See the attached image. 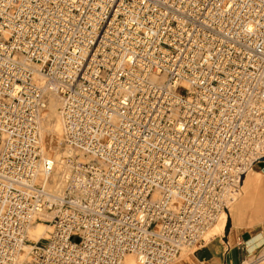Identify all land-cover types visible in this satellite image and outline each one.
Instances as JSON below:
<instances>
[{
  "label": "built area",
  "instance_id": "2783aa9c",
  "mask_svg": "<svg viewBox=\"0 0 264 264\" xmlns=\"http://www.w3.org/2000/svg\"><path fill=\"white\" fill-rule=\"evenodd\" d=\"M52 94L60 161L41 136ZM257 163L264 0H0V264H168Z\"/></svg>",
  "mask_w": 264,
  "mask_h": 264
},
{
  "label": "crops",
  "instance_id": "0c3cea01",
  "mask_svg": "<svg viewBox=\"0 0 264 264\" xmlns=\"http://www.w3.org/2000/svg\"><path fill=\"white\" fill-rule=\"evenodd\" d=\"M262 166L253 169L262 171ZM224 213L221 225L212 226L211 235L184 264H264V181L253 191L240 184Z\"/></svg>",
  "mask_w": 264,
  "mask_h": 264
},
{
  "label": "rangeland",
  "instance_id": "374dc122",
  "mask_svg": "<svg viewBox=\"0 0 264 264\" xmlns=\"http://www.w3.org/2000/svg\"><path fill=\"white\" fill-rule=\"evenodd\" d=\"M51 110H52V107L47 112V114H49V118L47 120L45 118L46 122H45V126H44V129H45V132H44V137H45L44 138V144H45V147H46L48 152L53 153V155L59 157V154H60V156L64 155V144L62 143V141H63L62 127L60 128V131L56 135L54 134V130L53 129L57 126V124L61 121V119L59 117L58 108L54 109L53 111H51ZM260 164L263 165L262 166V169H263L264 163H260ZM248 178H249V180H248ZM262 181H264V170L256 171V170L252 169V170H250L247 173V176L245 175L244 179L241 181L240 184L244 185L245 188L248 189V191H253L254 188L256 187V185L259 182H262ZM224 215H225V213H222V215L219 217V219L215 223V226L218 227V225H221V222H222V220L224 218ZM46 216H50L51 217V215H46ZM37 220H38V222H44V223L50 225V223L45 222L44 219H37ZM263 220H264V216H263V219L261 221H263ZM253 221H255V220L253 219ZM255 222H258V221H255ZM50 229H51L50 227L47 228L46 232L43 234L42 237H47L48 236V232L50 231ZM212 229H213V227L209 231L210 235L212 233ZM38 239H35V240H38ZM198 250H199L198 246L185 247V248H183L181 254L178 257H176L174 259V261H172V263H170V264H184V259H186L189 255H191V257H192L193 254H195ZM129 258H131L130 259L131 261L135 260L133 257H128V259ZM196 262L197 261H195V262H193L191 264H196Z\"/></svg>",
  "mask_w": 264,
  "mask_h": 264
},
{
  "label": "bare ground",
  "instance_id": "6f19581e",
  "mask_svg": "<svg viewBox=\"0 0 264 264\" xmlns=\"http://www.w3.org/2000/svg\"><path fill=\"white\" fill-rule=\"evenodd\" d=\"M60 105H61V99H60L59 96H57L55 94H52V95L49 96V102H48L46 108L41 112V136H42L43 141H44V138H45L44 137V132H45L44 126H45V122L49 118V114H47V112L51 109V107H52V110L51 111H53L54 109H57L58 108L59 117L61 119V121L53 129L54 130V134L55 135L58 134V132L60 131V128L61 127H62V135L64 133L62 116H61V113L59 111ZM45 118H46V120H45ZM64 155H61L60 156V154H59V157H57L55 155H54V157H55V159L57 161H60L61 159H65V157L67 155L66 150H65V154ZM252 169H250V170H252ZM70 171H71L70 167L68 165H65L64 161L60 162L59 165L56 167V170H55V173H54V177H53V181H54V185H55V187L57 188L58 191H61L63 189V187L65 185L66 176L70 173ZM53 213H54V211H45V212H42V213H40L38 215V217L34 220V223L28 229V237H29V239L35 240V239L41 238L43 236V234L46 232V229L47 228L50 227L52 229L51 220L53 218ZM222 213H224V212H222ZM222 213L219 215V217L222 215ZM46 215H51V217L50 216H46ZM219 217H218V219H219ZM37 219H44V221L50 223V225L49 224H46L44 222H38ZM217 220H216V222H217ZM51 229H50V231H51ZM49 232H48V234H49ZM183 248H185V247H183ZM183 248H182V250H183ZM128 257H132V256L131 255H128L126 257V259H125L124 264H136L135 263V260L131 261L130 260L131 258L128 259ZM172 261H174V259ZM172 261H170L168 264L172 263Z\"/></svg>",
  "mask_w": 264,
  "mask_h": 264
}]
</instances>
